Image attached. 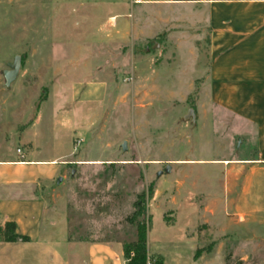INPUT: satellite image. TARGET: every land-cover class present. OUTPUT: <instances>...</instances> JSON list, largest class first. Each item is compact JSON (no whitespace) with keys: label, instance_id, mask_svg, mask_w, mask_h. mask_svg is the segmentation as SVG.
I'll return each instance as SVG.
<instances>
[{"label":"rangeland","instance_id":"1","mask_svg":"<svg viewBox=\"0 0 264 264\" xmlns=\"http://www.w3.org/2000/svg\"><path fill=\"white\" fill-rule=\"evenodd\" d=\"M113 3L0 0V158L19 147L25 154L33 143L41 157L67 152L63 180L50 184L46 203L71 240L136 239L129 218L144 194L139 221L147 222L152 249L175 264L184 226L198 217L187 210L195 207L190 180L178 205L185 212L172 223L165 216L174 206L165 201L185 174L193 178L217 167L199 160L248 157L254 145L233 131L235 120L211 104L207 88L189 79L197 39L192 17L180 24L181 37L147 27L137 39L120 42ZM17 55L21 69L7 85L4 71ZM169 165L171 171L158 176ZM214 184L207 181V188ZM189 246L180 250L187 258ZM238 248L229 264H239ZM252 260L246 264H264V245Z\"/></svg>","mask_w":264,"mask_h":264},{"label":"crops","instance_id":"2","mask_svg":"<svg viewBox=\"0 0 264 264\" xmlns=\"http://www.w3.org/2000/svg\"><path fill=\"white\" fill-rule=\"evenodd\" d=\"M113 2L119 9L113 34L120 42L127 36L137 39L147 27L169 38L181 37L180 24L192 17L197 39L190 50L194 73L188 78L207 88L211 104L235 120L233 131L254 145L248 157L199 160L217 166L214 173L199 171L193 178L185 174L176 195L165 201L174 206L165 216L172 223L185 212L178 205L190 180L196 200L187 210L199 218L184 226V238L173 254L175 264H229L234 245L241 246L238 260L250 263L264 245V0ZM17 149L0 158V226L14 222L17 233L29 239L0 240V264H125L123 241L71 240L57 214L47 209V189L59 177L67 152L47 158L39 155L37 143L23 155ZM207 181L215 184L207 188ZM164 194L159 190L157 196L163 199ZM182 245H190L189 258L180 252ZM148 252L169 264L149 241Z\"/></svg>","mask_w":264,"mask_h":264},{"label":"trees","instance_id":"3","mask_svg":"<svg viewBox=\"0 0 264 264\" xmlns=\"http://www.w3.org/2000/svg\"><path fill=\"white\" fill-rule=\"evenodd\" d=\"M151 198L154 197L153 189L150 192ZM145 195L139 196L135 204V211L129 218L130 222L134 223L137 228V236L135 240L123 241V258L125 264H147V259L151 255L148 252V227L147 222L139 221V218L144 215ZM150 218V217H149ZM150 221V219H149ZM29 238L17 233L16 224L14 222H6L0 226V240L4 242L27 241ZM155 264H164V259L161 255L153 256ZM239 264H241L239 262Z\"/></svg>","mask_w":264,"mask_h":264},{"label":"water","instance_id":"4","mask_svg":"<svg viewBox=\"0 0 264 264\" xmlns=\"http://www.w3.org/2000/svg\"><path fill=\"white\" fill-rule=\"evenodd\" d=\"M159 46L160 45L156 43L153 48L159 47ZM149 50L150 49H148V51ZM21 65H22V57L19 56V55H17L15 57L13 63H9L8 64L9 69L4 71V76L6 78L7 85H10L18 77L19 72H20V69H21ZM188 115L195 116L194 111L193 110H190L189 113H188ZM122 148H123L124 151L127 150V146H126L125 143L123 144V147ZM171 169H172V167L170 165L167 166L164 171H160L158 173V176L163 175L164 172H170ZM62 180H63V177L59 176L56 179V183L57 184H60L62 182Z\"/></svg>","mask_w":264,"mask_h":264},{"label":"built area","instance_id":"5","mask_svg":"<svg viewBox=\"0 0 264 264\" xmlns=\"http://www.w3.org/2000/svg\"><path fill=\"white\" fill-rule=\"evenodd\" d=\"M17 152H18V154L23 155L22 149L20 147L17 149ZM147 264H155L154 259H152L151 257H148Z\"/></svg>","mask_w":264,"mask_h":264}]
</instances>
